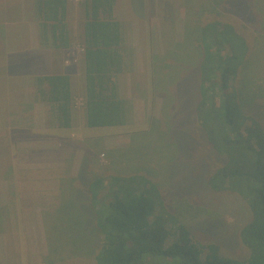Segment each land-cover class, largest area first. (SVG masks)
<instances>
[{
  "label": "rangeland",
  "instance_id": "rangeland-1",
  "mask_svg": "<svg viewBox=\"0 0 264 264\" xmlns=\"http://www.w3.org/2000/svg\"><path fill=\"white\" fill-rule=\"evenodd\" d=\"M16 1L7 0V4L11 6ZM70 1L68 23L72 45L67 49H52V67L55 71L68 70L74 80L72 138L81 149V160L73 189L77 200L82 202L69 199L72 192L70 184H59L57 188L49 185L50 194L55 192L58 198L53 201L54 197L50 196L46 202L34 204L40 211L31 216L24 212L31 205L25 202L30 188L23 186L19 196L24 198L23 202L17 203L18 197L14 195L13 203L0 206V263L97 264L95 256L103 238L95 228L96 215H92L95 211L88 184L94 176L107 181L112 175L120 174L131 176V181L136 182L133 186L137 192L140 190L138 184L150 188L151 198L148 201L154 211L149 219L153 220L161 214L170 218L165 223L170 232L169 244L178 238L179 225L185 224L191 230L196 245L194 248L200 250L201 258L215 251L220 256L246 258L249 253L240 232L251 220L247 201L234 192L214 191L208 184L211 172L221 165L223 158L208 144L192 114L198 75L185 69L180 72L184 75L181 83L167 81L162 75L167 73L168 68L163 65L172 66L174 63L173 56L166 52L176 42L182 41L185 35L186 0H118L115 16L125 22L126 27L121 46L124 71L116 75V80L121 82L120 93L128 102V114L123 125L98 128L88 127L85 121L82 49L85 16L80 4L82 0ZM201 1L208 8L198 11L193 19L196 17L198 22L202 17V24L212 21L229 23L240 37L234 47L237 57L242 60L236 86L246 87L245 91L251 97L245 114L264 128V0H211L212 4L224 5L218 11L209 0ZM29 18L30 15L23 20V16L19 19L15 15L13 20L2 21L8 22L13 41H17L15 38L18 35H29ZM11 47L18 50L23 44L13 42ZM3 57L1 53L0 103L6 115L2 133L8 137L7 126L25 128L21 120L10 122L8 110L17 113L20 119L27 109L23 105V78L17 75L22 65L10 63L12 73L16 74L7 76L6 59ZM24 61L31 66L35 59L26 58ZM159 66L164 71H159ZM177 71L178 66L174 64L173 78ZM7 83L10 88H7ZM4 101L13 104L10 107ZM248 125H251V120L245 121L242 128ZM143 138L144 147L140 156L125 160L119 166L111 163L106 150L127 148L140 143ZM7 145L9 147V140ZM131 148L138 149L135 146ZM144 154L147 158L143 157ZM143 162L146 167L143 165L140 170L134 168L140 166L137 163ZM35 188L39 192L44 186ZM106 190L110 191L108 186ZM5 194L11 196L10 192ZM92 248L95 255L88 253Z\"/></svg>",
  "mask_w": 264,
  "mask_h": 264
},
{
  "label": "trees",
  "instance_id": "trees-1",
  "mask_svg": "<svg viewBox=\"0 0 264 264\" xmlns=\"http://www.w3.org/2000/svg\"><path fill=\"white\" fill-rule=\"evenodd\" d=\"M35 1L42 44L54 50L69 48L72 45L68 23L70 0ZM115 3L116 0L80 2L85 16L82 27L84 113L89 127L120 126L127 119L128 102L120 96L115 80L125 65L121 50L123 32L121 22L114 16ZM212 5L216 11L224 6ZM186 6L184 38L166 52L173 56L174 63L164 64L168 68L162 75L167 81L177 83L183 81L184 75L180 72L185 69L198 75L192 114L208 144L223 158L221 165L211 172L208 184L214 191L234 192L247 201L251 220L242 228L240 237L249 254L236 259L220 256L215 251L203 259L200 250L194 248L191 230L185 224L179 225L178 238L169 244L170 232L165 223L170 218L161 214L149 219L154 211L148 201L150 188L138 184L137 192L131 176L120 174L112 175L107 181L94 176L88 184L95 211L92 215H96L95 228L103 238L95 256L97 264H264V128L245 114L251 97L246 87L236 86L242 60L234 47L240 37L229 23L202 24V17L198 22L196 17L193 19L198 11L208 8L201 0H186ZM15 15L20 16L17 1L9 6L7 0H0V22L13 20ZM174 64L178 71L173 78ZM161 70L164 71L159 66ZM37 84L44 99L56 104L60 126L70 127L74 106L70 75H40ZM247 120H251V125L242 128ZM143 147L144 138L130 147L106 152L111 163L119 166L125 160L140 156ZM137 164L140 166L134 167L136 170L146 167L145 162ZM107 186L110 191L106 190ZM88 253L95 255V249Z\"/></svg>",
  "mask_w": 264,
  "mask_h": 264
},
{
  "label": "crops",
  "instance_id": "crops-1",
  "mask_svg": "<svg viewBox=\"0 0 264 264\" xmlns=\"http://www.w3.org/2000/svg\"><path fill=\"white\" fill-rule=\"evenodd\" d=\"M117 3L118 0H116L114 6V16ZM70 9L71 3L69 5V11ZM17 10L20 12L19 19L23 16V20H25L29 15L31 16L28 21L29 35H18L15 38L17 41H13V37L11 39L10 31L8 30L10 27L8 22H0V33L2 36L0 38V54L2 53V57L5 55L6 75L8 74L10 76L16 74L15 72L12 73L13 71L10 67V63H19L22 65L17 75L23 78V105L27 111L25 115L19 119L17 113L8 110L10 122L17 123L21 120L20 123H24L22 126L25 128H12L13 126L9 125L7 126L9 136L5 137L2 133V125L3 118H5L6 115L2 110L3 104L0 103V206H2L3 203H13L14 195L18 197L16 198L17 203L23 202L24 198L20 199L19 196L22 193V187L26 186L28 189L30 188V190H28L30 197L28 196L25 202L31 205H28L24 212L35 215L34 212H39L40 210L38 207L35 208L34 204L44 203L49 199L47 197L50 196L54 197L53 201L56 200V197L58 198L55 192L52 195L50 194L48 190L49 185L56 186L57 188L59 184H70L69 186L72 187V192L70 193L71 198L69 199L73 198L77 200L78 196H76V193L74 194L75 190L73 189V185L77 180V170L79 169V162L81 160V149L74 141V138H72L74 136V132L72 131L75 119L74 106L71 126H60L56 104L50 103L44 99L39 92V86L37 84V77L40 75L66 73L70 75L74 97L75 88L74 80L71 76L72 73L68 70L55 71L53 69L52 59L54 51L50 47H46L42 44L41 21L37 12L36 1L17 0ZM115 18L121 22L124 41V27H126V24L116 16ZM134 25L135 23L132 24V26ZM13 42L23 44V47L14 50L16 48L11 47ZM28 54L30 55L29 57H27ZM26 58L35 59V61L29 66V64H26V61H24ZM15 61L17 62L15 63ZM120 81H124V79ZM117 85L120 93L121 82H117ZM7 86V88H10L9 83H7ZM84 96L83 94V98ZM120 96L122 97L121 93ZM4 104L11 107L13 103L4 101ZM3 140L6 141L3 142ZM7 140H9V147L7 145ZM61 179H63V181H60ZM32 180L35 182L32 183ZM71 182H73L72 185ZM36 186H44V188H42V191L38 190L39 192H36ZM6 192H10L12 198L6 195ZM35 200L38 201L35 202ZM17 215H19V210H17Z\"/></svg>",
  "mask_w": 264,
  "mask_h": 264
}]
</instances>
